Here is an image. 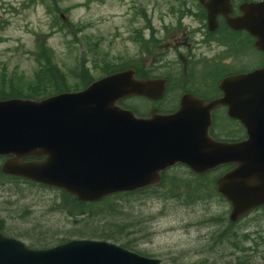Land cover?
<instances>
[{
  "label": "water",
  "instance_id": "95a60500",
  "mask_svg": "<svg viewBox=\"0 0 264 264\" xmlns=\"http://www.w3.org/2000/svg\"><path fill=\"white\" fill-rule=\"evenodd\" d=\"M256 18L259 25L255 32L263 36L264 12ZM241 22L231 25L256 35L249 27L248 13L244 24ZM261 78L264 69L231 77L226 83L248 85ZM164 91V80H138L132 71H127L107 76L79 93L61 94L41 102L1 101L0 156H16L2 170L64 189L80 201L96 202L114 193L157 184L160 174L177 164L198 174L236 164L234 170L218 180V192L232 206L230 221L236 222L263 206L264 108L259 101L253 115L233 116L248 133V140L233 144L216 142L208 135L210 111L219 106L218 101L206 105L185 96L176 113H153L146 119L118 106V102L133 96L156 101L163 97ZM26 157L46 159L20 164V159ZM0 264H160V261L93 240H73L49 250L31 251L22 243L0 235Z\"/></svg>",
  "mask_w": 264,
  "mask_h": 264
},
{
  "label": "rangeland",
  "instance_id": "374dc122",
  "mask_svg": "<svg viewBox=\"0 0 264 264\" xmlns=\"http://www.w3.org/2000/svg\"><path fill=\"white\" fill-rule=\"evenodd\" d=\"M181 1L58 0L59 5H49L52 0H40L28 5L25 0H0L2 89L28 94L27 89L41 87L34 82L39 73L40 40L51 49L71 89L80 84L79 77L86 76L79 74L85 70L87 76L98 79L108 64L134 63L141 39L152 33L158 37L164 22H177L176 14L185 8ZM71 26L68 34L65 27ZM132 103L142 113L152 106L142 98H134ZM167 177V185L159 190L117 202L112 208L116 213L96 211L84 220L69 216L73 210L68 201H64L62 212L56 213L52 207L56 206V192L47 190L41 195L39 188L6 182L12 193L2 195L0 201L6 200L0 203V218L7 233L23 235L28 245L35 235H45L48 244L30 242L35 247L79 239L82 236L77 234L82 233L118 246L130 244V250L159 259L161 264H264L261 211L231 226L230 207L215 196L212 187L198 188L184 169ZM21 210L28 218L21 219ZM102 235L116 239H102Z\"/></svg>",
  "mask_w": 264,
  "mask_h": 264
},
{
  "label": "flooded vegetation",
  "instance_id": "af4514ba",
  "mask_svg": "<svg viewBox=\"0 0 264 264\" xmlns=\"http://www.w3.org/2000/svg\"><path fill=\"white\" fill-rule=\"evenodd\" d=\"M180 4H184L185 8L176 14L179 16L178 23L164 22L159 28L158 37L152 33L147 39H141L139 42L135 77L166 81L165 96L151 111L173 114L180 108L182 98L186 95L203 100L206 104L216 100L220 104L211 111L210 136L215 140L229 143L245 141L246 130L239 121L233 119V116L253 115L257 101L264 108V104L260 102L264 101V78L254 79L248 85L227 83L231 76L264 69V50L259 48L264 49V35L257 36L255 32L259 25L256 16L264 12V0H182ZM247 13L249 27L256 35L231 25L234 21L241 20ZM186 19L190 21L186 22ZM11 158L0 157V200L2 195L10 196L12 193L8 183L36 187L39 188V194L45 195V191L48 190L46 186L1 172V167ZM30 161L33 160H22L24 163ZM171 170L170 173L176 169ZM224 170L227 172L231 169L220 168L215 173ZM216 174L191 176L194 181L205 182L211 175L216 177ZM168 179L170 178L164 179V186L167 185ZM52 192L59 195L57 190ZM55 197L59 204L61 199L59 196ZM57 204L52 207L56 213H61V208ZM20 216L21 219L28 218L27 212L23 210ZM4 228L5 223L0 218V234L25 243L23 235L9 234ZM32 240H29V244L31 242L35 246L48 244L43 234L35 235ZM33 245L30 244L36 249L41 248Z\"/></svg>",
  "mask_w": 264,
  "mask_h": 264
},
{
  "label": "trees",
  "instance_id": "16d2710c",
  "mask_svg": "<svg viewBox=\"0 0 264 264\" xmlns=\"http://www.w3.org/2000/svg\"><path fill=\"white\" fill-rule=\"evenodd\" d=\"M37 0H25V2L28 5H34L36 3ZM49 5H53V4H49ZM69 29V28H68ZM67 31V29H66ZM68 34L71 32V30L67 31ZM75 33H73L74 35ZM75 36V35H74ZM38 63H39V73L36 74L35 77V81L37 85H40L41 87H37L35 89H27L28 94H23L21 90L17 91L14 90L13 88L11 89L12 91L8 92V91H4L2 89V82H0V100H5V99H43L52 95H56L65 91H69L71 88L67 87V83H65V77L66 75L63 73V71L58 67L57 64H55L53 57L51 56V49L48 48L45 44L44 41H38ZM106 71H104V74H108L111 73V71L113 70L112 67H108L106 66ZM83 74H86V76L84 77H79L81 80H79L78 85H76V87H74L75 89H78L80 87L86 86L88 84L87 80L90 79L87 73V70H85L83 72ZM4 87V86H3ZM123 106L125 108L131 109L135 112V114L140 115L141 113L134 107L131 105H128L126 102L122 103ZM148 190L145 191H139L136 193H128V194H122V195H116L113 197H108L106 199H104L102 202L98 203V204H82V203H78L75 199L72 201L71 199H68L67 197L63 198V201H68L71 206L73 207L74 211L72 212V216L76 217H83L81 220H84L85 218H89V215H91L93 212H103L105 210L108 211H112L114 213H116L114 210H112V208L114 207V205L117 204V202H123V201H130L132 198L136 195H146L149 194L151 192H147ZM264 210V208H263ZM119 212V211H118ZM231 226H233L234 224H230ZM124 230L121 231L120 233L123 234ZM77 235H80L82 237L79 238H86V236L82 233H79ZM88 236V235H87ZM96 236V235H95ZM244 238H247V236H243ZM102 239H116L115 236L113 235H102L101 236ZM261 238V237H260ZM71 239V238H70ZM70 239H64L63 242L68 241ZM88 239V238H87ZM123 247L128 248V249H132L130 244H125L123 245ZM240 264H247V263H241Z\"/></svg>",
  "mask_w": 264,
  "mask_h": 264
}]
</instances>
